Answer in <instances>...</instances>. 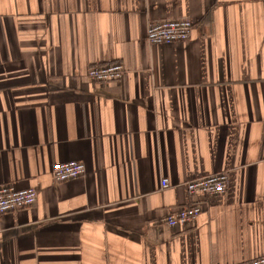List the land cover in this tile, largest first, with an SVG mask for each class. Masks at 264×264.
Wrapping results in <instances>:
<instances>
[{"label": "crops", "instance_id": "0c3cea01", "mask_svg": "<svg viewBox=\"0 0 264 264\" xmlns=\"http://www.w3.org/2000/svg\"><path fill=\"white\" fill-rule=\"evenodd\" d=\"M184 18L188 40H146ZM113 62L120 80L86 76ZM67 161L85 174L55 182ZM211 174L223 193H188ZM0 185L37 190L0 214V264L264 256V0H0Z\"/></svg>", "mask_w": 264, "mask_h": 264}, {"label": "built area", "instance_id": "2783aa9c", "mask_svg": "<svg viewBox=\"0 0 264 264\" xmlns=\"http://www.w3.org/2000/svg\"><path fill=\"white\" fill-rule=\"evenodd\" d=\"M193 23L189 19L166 20L152 23L146 31V40L150 44H171L186 41L192 33ZM125 70L119 63H105L90 65L86 76L95 83L118 81ZM85 165L80 161L56 162L51 167V175L55 182H64L82 177L85 174ZM162 188L168 186L167 179L161 182ZM226 186L224 174H211L185 183L191 195L220 194ZM37 199L35 188L16 189L11 185H0V214L13 212L32 206ZM198 204H191L176 213H170L164 223L170 227L184 226L194 221L200 214ZM236 264H264V256Z\"/></svg>", "mask_w": 264, "mask_h": 264}]
</instances>
